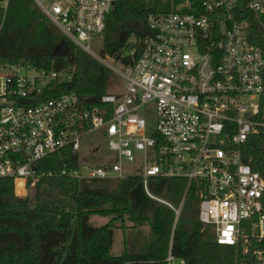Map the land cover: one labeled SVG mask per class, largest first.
Wrapping results in <instances>:
<instances>
[{
    "label": "built area",
    "instance_id": "built-area-1",
    "mask_svg": "<svg viewBox=\"0 0 264 264\" xmlns=\"http://www.w3.org/2000/svg\"><path fill=\"white\" fill-rule=\"evenodd\" d=\"M116 1L35 0L117 83L90 105L76 91L55 93L72 79V68L0 63V179L14 180L19 196L27 197L52 174L39 170V161L70 148L77 165L60 177L140 176L146 193L168 205L176 220L192 195L199 220L218 243L252 252V264H264V249H252L264 239V176L242 156L250 135L264 128V0H169V6L155 0L143 35L129 39L122 57L101 58L89 43L105 30ZM144 109L154 110L153 124ZM91 132L114 154L91 158L97 147L82 151ZM123 158L132 162L130 170ZM155 176L184 180L180 205L152 194ZM166 264L185 261L169 251Z\"/></svg>",
    "mask_w": 264,
    "mask_h": 264
},
{
    "label": "trees",
    "instance_id": "trees-1",
    "mask_svg": "<svg viewBox=\"0 0 264 264\" xmlns=\"http://www.w3.org/2000/svg\"><path fill=\"white\" fill-rule=\"evenodd\" d=\"M155 0H117L102 32L104 51L122 57L129 39L145 32V18ZM132 62L130 58H124ZM0 63H26L46 70H69L72 79L55 93L76 91L90 105L100 103L112 72L70 40L41 10L35 0H8L0 4ZM49 95V93H46ZM259 116H264V94ZM242 156L264 176V128L252 134ZM78 154L63 148L43 158V176L35 192L20 197L14 180L0 179V264H166L169 251L185 264H252L254 255L236 246L218 243L198 218L176 220L174 211L150 197L140 176L107 180H77L59 176L77 165ZM22 186V185H21ZM152 194L175 204L184 192L181 178L151 177ZM188 198L196 199L190 195ZM197 202V201H196ZM95 214L111 215L95 226ZM132 221L131 226L124 218ZM120 220V224L118 223ZM76 222V226H75ZM148 225L153 236L148 249L128 250L129 227ZM121 228L125 250L112 252L115 229ZM252 249H264V239Z\"/></svg>",
    "mask_w": 264,
    "mask_h": 264
},
{
    "label": "rangeland",
    "instance_id": "rangeland-1",
    "mask_svg": "<svg viewBox=\"0 0 264 264\" xmlns=\"http://www.w3.org/2000/svg\"><path fill=\"white\" fill-rule=\"evenodd\" d=\"M7 0H0V4L3 6H6ZM165 6H169V0H166L164 2ZM89 48L96 54L97 56L103 58L106 53L104 51V44H103V38L100 35H96L92 38L91 42L89 43ZM109 84L107 89H110L111 87H114V85L117 83V78L112 75L109 80ZM143 114L147 120V122L153 124L154 123V110L152 109H144ZM97 147L96 153L91 152L89 156L91 158L98 157L99 154L104 153L108 155H113L114 152H112L109 147L106 139L99 133V132H91L86 134L82 140H81V149L82 151H87L89 149H93ZM98 161V160H97ZM123 162L125 164V169L130 170L132 168V162H129L126 158H123ZM106 170L110 174H114L115 172L112 171V168H106ZM118 179H107L109 184H115ZM35 190L34 188L31 190V193L34 194ZM181 201L177 203V205H180ZM198 210V204L194 199L187 198L184 204H182V218H196V213ZM111 215H101V214H95L91 217V221L95 226H101L107 223L111 219ZM118 223L120 224V220H118ZM124 223L131 226L133 224L132 221L128 220L127 217L124 218ZM76 226V222H75ZM211 232V229H209ZM127 233L129 236V246L128 250L132 253H139L146 251L148 249L149 244L151 243L153 236L150 232V228L148 225L141 226L138 228L129 227L127 229ZM212 233V232H211ZM213 236V233H212ZM214 237V236H213ZM125 245H124V235L123 230L121 228L115 229V235H114V241L112 246V252L116 255H120L124 252ZM175 263H177V260H175Z\"/></svg>",
    "mask_w": 264,
    "mask_h": 264
},
{
    "label": "water",
    "instance_id": "water-1",
    "mask_svg": "<svg viewBox=\"0 0 264 264\" xmlns=\"http://www.w3.org/2000/svg\"><path fill=\"white\" fill-rule=\"evenodd\" d=\"M19 185H24V182H23V181H21V182L19 183Z\"/></svg>",
    "mask_w": 264,
    "mask_h": 264
}]
</instances>
